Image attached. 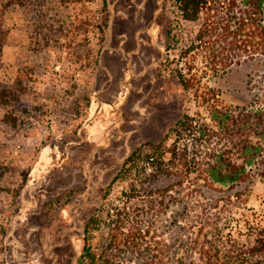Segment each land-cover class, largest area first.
<instances>
[{
    "label": "rangeland",
    "instance_id": "1",
    "mask_svg": "<svg viewBox=\"0 0 264 264\" xmlns=\"http://www.w3.org/2000/svg\"><path fill=\"white\" fill-rule=\"evenodd\" d=\"M106 1V30L103 0H48L41 20L31 5L4 14L0 80L15 82L28 112L12 127L0 107V264H84L86 223L103 210L124 160L160 141L182 114L208 115L175 75L178 49L166 50L177 17L172 2ZM181 29L192 32L196 24L182 22ZM260 61L202 82L220 89L224 104L248 103L247 75ZM130 187L129 178L116 182L108 200ZM233 216L235 232L264 219L263 180ZM89 235L101 245L107 226Z\"/></svg>",
    "mask_w": 264,
    "mask_h": 264
},
{
    "label": "trees",
    "instance_id": "2",
    "mask_svg": "<svg viewBox=\"0 0 264 264\" xmlns=\"http://www.w3.org/2000/svg\"><path fill=\"white\" fill-rule=\"evenodd\" d=\"M170 1L177 17L167 30L171 43L166 50L178 49L175 75L208 115L186 112L160 141L129 154L103 196V210L86 223L81 262L264 264V219L246 221L245 231L233 229L235 208L257 180L264 181V0ZM47 2L0 0V54L7 9L31 5L41 20ZM106 3L103 30L108 28ZM182 22L195 23L196 29L183 32ZM255 60H263V67L247 75L248 103L224 104L220 89L202 82L205 76H223ZM14 84L0 80L2 121L12 127L28 112L26 103L21 107L17 102ZM4 173L0 170V191ZM127 178L130 190L108 200L112 186ZM138 197L141 202L133 204ZM102 226L108 236L95 246L89 232Z\"/></svg>",
    "mask_w": 264,
    "mask_h": 264
},
{
    "label": "crops",
    "instance_id": "3",
    "mask_svg": "<svg viewBox=\"0 0 264 264\" xmlns=\"http://www.w3.org/2000/svg\"><path fill=\"white\" fill-rule=\"evenodd\" d=\"M12 83V82H11Z\"/></svg>",
    "mask_w": 264,
    "mask_h": 264
}]
</instances>
